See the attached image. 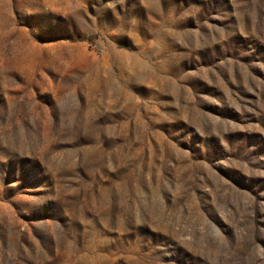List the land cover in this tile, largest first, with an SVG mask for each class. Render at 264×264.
Instances as JSON below:
<instances>
[{
  "label": "rangeland",
  "instance_id": "rangeland-1",
  "mask_svg": "<svg viewBox=\"0 0 264 264\" xmlns=\"http://www.w3.org/2000/svg\"><path fill=\"white\" fill-rule=\"evenodd\" d=\"M0 264H264V0H0Z\"/></svg>",
  "mask_w": 264,
  "mask_h": 264
}]
</instances>
